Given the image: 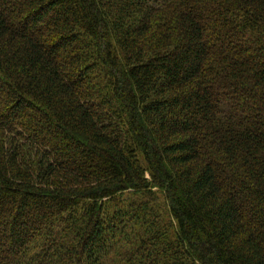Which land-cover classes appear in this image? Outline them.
Returning a JSON list of instances; mask_svg holds the SVG:
<instances>
[{"label": "trees", "instance_id": "16d2710c", "mask_svg": "<svg viewBox=\"0 0 264 264\" xmlns=\"http://www.w3.org/2000/svg\"><path fill=\"white\" fill-rule=\"evenodd\" d=\"M0 264H264V0H0Z\"/></svg>", "mask_w": 264, "mask_h": 264}]
</instances>
